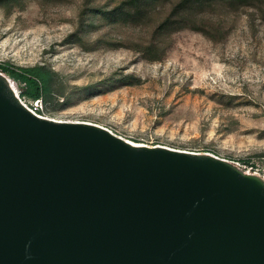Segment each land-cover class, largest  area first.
Wrapping results in <instances>:
<instances>
[{"label": "water", "instance_id": "95a60500", "mask_svg": "<svg viewBox=\"0 0 264 264\" xmlns=\"http://www.w3.org/2000/svg\"><path fill=\"white\" fill-rule=\"evenodd\" d=\"M0 73V264H264V180L34 113Z\"/></svg>", "mask_w": 264, "mask_h": 264}, {"label": "rangeland", "instance_id": "374dc122", "mask_svg": "<svg viewBox=\"0 0 264 264\" xmlns=\"http://www.w3.org/2000/svg\"><path fill=\"white\" fill-rule=\"evenodd\" d=\"M116 2L24 0L10 12L0 8V62L46 65L68 94L66 103L38 106L40 116L99 125L134 144L212 154L263 175L264 13L239 9L212 17L224 23L216 41L184 30L160 62H149L130 49L147 29L109 25L88 11ZM114 73L140 84L95 96L81 90Z\"/></svg>", "mask_w": 264, "mask_h": 264}, {"label": "trees", "instance_id": "16d2710c", "mask_svg": "<svg viewBox=\"0 0 264 264\" xmlns=\"http://www.w3.org/2000/svg\"><path fill=\"white\" fill-rule=\"evenodd\" d=\"M24 0H0V8L10 12L21 7ZM115 1V0H114ZM108 10H88L99 15L109 25H120L131 29L145 28L147 37L131 42V51L138 60L160 62L171 48L174 34L189 30L216 41L224 26L218 18L230 11L253 9L264 13V0H116ZM86 11L80 14V25L85 22ZM81 29L83 28L80 27ZM0 73L6 75L19 88V98L23 101H40L48 108L56 99L68 101V94L58 89V74L46 65L13 67L0 62ZM140 79L131 74L114 73L96 84L83 87L87 96H95L112 89L139 85ZM30 108L32 106H29ZM38 115L39 111L36 109ZM248 164V160L242 161Z\"/></svg>", "mask_w": 264, "mask_h": 264}, {"label": "built area", "instance_id": "2783aa9c", "mask_svg": "<svg viewBox=\"0 0 264 264\" xmlns=\"http://www.w3.org/2000/svg\"><path fill=\"white\" fill-rule=\"evenodd\" d=\"M33 104H34V106H32L31 108L29 107V108H30L34 113H36V109L38 110V109H39L38 106H42V104H41L40 101H35V102H33ZM38 104H39V105H38ZM36 114H37V113H36ZM37 115H38V114H37ZM39 116H40V115H39ZM47 119H49V118H47ZM52 120L57 121V122H70V121H67V120H60V119H52ZM233 163H234V162H233ZM234 164H236V165L238 166L237 163H234ZM244 172H245V171H244ZM246 173L260 176V177L264 180V174L261 175V174H259L258 172H250V171H246Z\"/></svg>", "mask_w": 264, "mask_h": 264}, {"label": "bare ground", "instance_id": "6f19581e", "mask_svg": "<svg viewBox=\"0 0 264 264\" xmlns=\"http://www.w3.org/2000/svg\"><path fill=\"white\" fill-rule=\"evenodd\" d=\"M13 87H14V85H13ZM75 123V122H74ZM76 123H80V122H76ZM90 124V123H89ZM99 126V125H98ZM128 141V140H127ZM130 142V141H129ZM132 143V142H131ZM132 144H134V143H132ZM134 145H136V146H142L141 144H134ZM145 146V145H144Z\"/></svg>", "mask_w": 264, "mask_h": 264}]
</instances>
